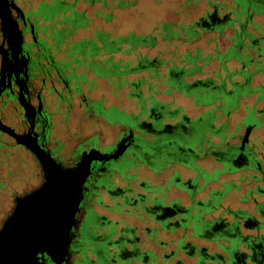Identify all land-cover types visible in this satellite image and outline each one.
Masks as SVG:
<instances>
[{"label":"flooded vegetation","instance_id":"obj_1","mask_svg":"<svg viewBox=\"0 0 264 264\" xmlns=\"http://www.w3.org/2000/svg\"><path fill=\"white\" fill-rule=\"evenodd\" d=\"M71 3L72 0H37L33 4L29 0H0V125L22 142L16 144L0 131V149L23 152L29 168L26 175L20 171L21 176L0 180L4 193L0 201V229L11 217L17 200L24 199L43 183L38 152L48 157L59 171H72L78 202L65 237L63 256L54 259L36 246L32 247L31 264H147L151 243L156 247L162 245L155 240L158 232L179 233L177 240L164 243L173 248L179 242L186 243V236L201 239L193 237L195 229L211 222L213 213L219 214L224 209L219 201L225 194L216 195V190L209 188L218 179L204 182L199 175L200 169H206L194 162L210 160L221 168L226 163L235 166L237 156L230 159V155L215 153L218 141L215 127L226 122L228 140L232 136L237 141L225 143L238 145L241 135L234 134L237 128L227 131L226 127L230 115L240 107L244 111L242 121L246 118L243 104L224 115L221 100L215 102L205 90L214 85L211 81L216 79L214 73L222 68V62L229 71L237 67L232 59L216 64L214 52L225 50L246 16L241 9L232 14L226 8L229 0H217L215 5L206 1L209 9L191 23H170L173 30L201 21L197 24L198 34L179 40L159 38L154 47L124 53L102 46V41H112L119 35L93 27L91 20H100L94 17L97 10L84 7L78 11L76 6L70 8ZM75 10L84 13L87 22L77 21ZM256 17L249 19L255 23ZM161 23L165 22L156 24L151 33L140 35H155L154 29ZM209 34L213 37L207 38L206 51L198 44L181 53L172 47L173 43L191 46ZM161 44L172 50L149 56ZM167 53L169 58H162ZM188 56L194 58L195 68ZM137 62L141 63L137 65L138 71L134 69ZM231 62L234 66L229 69ZM125 63L130 70H120ZM213 64L215 70L208 68ZM204 68H208L206 73ZM223 82L227 84L225 78ZM96 88H104L105 94L92 96ZM193 89L196 94L188 91ZM173 94L188 100L197 114L187 116ZM160 95L169 100H160ZM119 98L132 101L134 111H125L118 103ZM250 98L254 101L253 96ZM247 125L253 126L251 132L256 128L250 120L244 128ZM17 162L14 161L16 165ZM239 167L253 170L264 181L258 154L248 143ZM182 171L190 175L182 178ZM139 172L150 180L169 176L164 184H149L137 181L135 173ZM170 186L184 194L187 205L179 198L165 200L164 190L168 191ZM203 192L205 197L198 198ZM104 198L111 204H105ZM98 208L111 217L132 216L141 225L126 224L122 218L110 220L97 213ZM146 222L155 227L147 228ZM38 226L34 224V231ZM169 226L175 229L169 231Z\"/></svg>","mask_w":264,"mask_h":264},{"label":"trees","instance_id":"obj_2","mask_svg":"<svg viewBox=\"0 0 264 264\" xmlns=\"http://www.w3.org/2000/svg\"><path fill=\"white\" fill-rule=\"evenodd\" d=\"M78 2L85 5L88 10H97V15L92 13L94 17L99 18L103 22H110V11L132 8L137 0H72L70 8L77 6ZM229 4V10L232 14H238L241 9L240 12L246 16V20L243 24H240L241 31L240 29L237 32L234 31V35L232 34L229 38V43L225 50L222 53L215 50L214 55L216 64L219 61L221 63L222 60L227 62L228 59H232L237 67L229 71L223 66L222 62V68L214 73L216 79L211 81L214 85L212 86L209 83L212 87L209 86L205 91L211 94L210 97L215 102L219 99L221 100L222 114L226 115L233 112L242 103L246 115L245 119L255 123L256 127L264 128V80L263 83H252L254 77L264 76V22L260 26L259 23H254L249 19L250 16L264 17V0H229ZM236 6L238 8H235ZM75 14L77 21L83 20L87 22L84 19L86 17L84 13L76 11ZM199 22L201 21L186 26L179 25L173 30L170 24L161 23L160 26L154 29L155 35H134L129 33L109 42L102 41L101 44L102 46L105 45L104 47L106 48H116L121 52L129 53V51H137L138 49L148 48V46L154 47L159 38L162 40L165 38L167 41L189 38L197 33V29H200L197 26ZM245 24H248L247 28L244 27ZM101 35L104 36V34ZM188 58L190 62L193 61L191 63L195 68L194 58L189 56ZM137 65H141V63L137 62L134 66L136 71H138ZM121 69L126 71L131 68H129L128 63H125L120 66ZM224 78L227 84L223 82ZM188 91L196 94L197 90ZM251 96L254 97V101L247 106L244 101ZM225 126L226 122H223L215 127V135L218 140L214 145L215 153L221 156L224 154L230 155V159L237 156L235 158V166L231 169L239 171L242 169V167H239V163L243 151L245 152V146L240 148V142L238 145L226 144L225 142H229L233 138L231 136L228 140V136L225 134ZM260 145L264 154V142H261ZM249 179L253 178L249 177ZM221 186L222 188L227 186V192L234 189L230 181L221 184ZM222 188L219 191L216 190L215 194H226V191L222 192ZM259 190L262 192H259ZM255 193L264 197V190L261 188L254 187L248 190V194ZM183 218L186 221L192 220V218L188 217ZM200 227V231L194 232L193 237L213 242L218 252H208L204 248L194 247L188 241L186 243L179 242L176 247L167 253L162 252L158 256L152 250L147 252V264H182L175 257L176 253H182L192 259L191 262L185 264H264V205L261 203L253 201L252 213L244 209L232 210L224 208L211 222H205V225ZM168 229L172 231L175 228L174 226H169ZM242 231L245 233H242ZM166 247L164 242H162V245L158 248L165 249Z\"/></svg>","mask_w":264,"mask_h":264},{"label":"rangeland","instance_id":"obj_3","mask_svg":"<svg viewBox=\"0 0 264 264\" xmlns=\"http://www.w3.org/2000/svg\"><path fill=\"white\" fill-rule=\"evenodd\" d=\"M27 1V0H26ZM33 4L34 1L37 0H29ZM70 2L71 0H62ZM206 1L212 5H215L217 0H137L136 4L132 8L124 9V10H113L110 11L111 13V20L108 24H104L98 19H92L93 27L101 28L105 31L110 32L113 36L119 35V36H125L127 33L132 32L133 34H147L151 31L153 27L156 26L159 22H165V23H184L189 24L192 21H194L198 16H201L203 11L205 9H209L206 7L205 3ZM222 1V0H220ZM85 6L83 4H78L76 6V9L78 11H81ZM226 8L229 9L228 4H226ZM87 16H91L90 12L86 13ZM254 21H258L261 25H263L264 17L258 16L254 19ZM152 32V31H151ZM150 32V33H151ZM88 33H85V35ZM213 35H205L202 37V39L197 42L196 44H193L191 46L187 44L179 45L177 43H173L172 47H176V51L178 53H181L185 48H192L193 46H196L197 44L201 47V50L206 51L209 48L207 41V38H212ZM172 47H166L164 45H158L157 49L151 50L149 52V56L155 55L158 56L159 53L166 52L167 50H172ZM143 52V51H141ZM170 52V51H169ZM170 53L165 54L162 58L166 59L169 58ZM234 66V63H229L228 68L231 69ZM208 68L215 70V65H210ZM208 68H204L203 72L206 73ZM136 77V76H135ZM200 77V76H199ZM198 77V78H199ZM264 76L262 77H256L253 80V84L256 82L263 83ZM95 94H92V96L97 97L100 92L104 93V88H96ZM175 96V94L172 95V97ZM176 97V103L182 108L183 112L189 116L194 117L197 114V111L194 110V108H191L189 105V101L181 98L180 96ZM158 98L162 101L169 100L168 97H164L162 95L158 96ZM253 101L252 98H248L245 101L246 105H249ZM118 103L120 106L125 107V111L133 110L130 103L132 104V101L126 102L124 99L119 98ZM244 117V111L240 107L235 113L231 114L228 120L227 125V131L233 130L235 127L237 128L236 131H234V134L236 135H242L244 126L249 122V119H245L242 121ZM242 121V122H241ZM243 125V126H242ZM257 128V127H256ZM253 130L248 137V145L254 149V151L258 154V163L264 171V154L260 148V143L264 142V129L263 128H257ZM216 141V139H215ZM237 140H231L232 143ZM239 141V140H238ZM8 160V161H7ZM14 161H18L16 165ZM19 161H21L19 163ZM26 161L27 156L21 152L19 153L16 150H10V151H3L0 149V180H3L5 177H17L19 176V172L22 171L21 175H26V171H29V168L26 167ZM196 165H198L200 168L206 169V171H202L200 169V177L203 178L204 182L209 181H216L215 183L210 184L209 188L211 190H218L221 188L220 182H228L230 181L232 183V186L234 189L227 192L228 187L224 186L222 188V192H227L222 199L219 201V205L222 208H229V209H244L247 210L249 213L253 212V201L259 202L262 205H264V197L259 196L257 193L255 194H248L249 189L256 188H264V181L259 178V175L255 173L253 170H249V168H246L245 170H239V171H233L231 164L228 163L224 164L221 168L220 164H212L211 161H206L204 163H198L197 161L194 162ZM19 165L21 169L19 168ZM197 168V166H195ZM214 168V169H213ZM31 170V169H30ZM208 170V171H207ZM230 170V172H228ZM238 170V169H237ZM20 175V176H21ZM182 178L185 176H189L190 174L181 172ZM135 176L137 178V181L140 182H148L149 184H157L158 182H161V184H164L165 178H167L169 175H164L162 177L155 178L153 180H150L149 177L145 176L144 173L139 172L135 173ZM178 175L170 179V182L173 181ZM250 176H253L257 179L252 180L249 179ZM3 182V181H0ZM121 184V182L119 183ZM136 184H132V187L135 189H138ZM2 184H0V201L4 197V193H2ZM15 188V186L13 185ZM167 187V186H166ZM140 191V190H137ZM165 194V200H175L176 198L180 199V202L183 205H187V200L184 196V194L181 191L176 190L173 186H170V189L168 191L164 190ZM206 195L205 192L198 194V198H204ZM105 204H111V201L103 199ZM1 203V202H0ZM87 203V202H86ZM161 205H165L163 202H159ZM97 213L106 216L108 219H121L126 224L129 225H137L140 226L141 224L138 223L132 216L125 218V217H115L105 212L101 209H96ZM218 212L213 213V215L216 217ZM206 218V217H204ZM147 228L155 227L153 223L146 222L144 224ZM196 232H199L200 229L197 227L195 229ZM242 233H245L242 231ZM198 236V235H197ZM179 238V233H164V232H158L157 237L155 240L159 242H168L170 240H177ZM185 239L187 241H190V243L195 247H201L206 249L208 252L215 251L218 252V249L215 247L213 242L201 240V239H194L192 237L186 236ZM150 250H152L157 256L160 255L162 252L167 253L169 250L173 248V245L167 246L165 249H160L156 246H153L151 243V246H149ZM140 249H143L141 246ZM175 257L182 262V264H185L187 262H191L192 259L188 258L182 253H176Z\"/></svg>","mask_w":264,"mask_h":264},{"label":"water","instance_id":"obj_4","mask_svg":"<svg viewBox=\"0 0 264 264\" xmlns=\"http://www.w3.org/2000/svg\"><path fill=\"white\" fill-rule=\"evenodd\" d=\"M252 129V125L244 128L240 148L247 145ZM0 131L12 137L16 144H22L4 126L0 125ZM41 154L37 152L36 157L41 165L43 183L24 199L17 200L11 217L0 229V264H31L29 258L32 247L36 246L39 251L49 253L54 259L63 256L65 237L78 198L72 186V171H59L48 157ZM36 223L39 226L34 231Z\"/></svg>","mask_w":264,"mask_h":264},{"label":"bare ground","instance_id":"obj_5","mask_svg":"<svg viewBox=\"0 0 264 264\" xmlns=\"http://www.w3.org/2000/svg\"><path fill=\"white\" fill-rule=\"evenodd\" d=\"M32 211V210H31ZM22 227V226H21Z\"/></svg>","mask_w":264,"mask_h":264}]
</instances>
